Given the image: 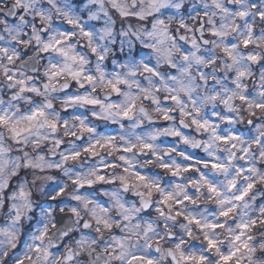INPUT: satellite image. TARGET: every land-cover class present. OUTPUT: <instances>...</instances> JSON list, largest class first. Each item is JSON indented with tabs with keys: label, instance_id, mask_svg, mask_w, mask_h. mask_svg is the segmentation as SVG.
Segmentation results:
<instances>
[{
	"label": "clouds",
	"instance_id": "9594fccd",
	"mask_svg": "<svg viewBox=\"0 0 264 264\" xmlns=\"http://www.w3.org/2000/svg\"><path fill=\"white\" fill-rule=\"evenodd\" d=\"M0 264H264V0H0Z\"/></svg>",
	"mask_w": 264,
	"mask_h": 264
}]
</instances>
